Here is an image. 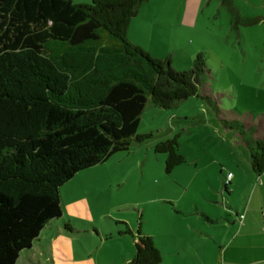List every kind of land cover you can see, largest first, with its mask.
I'll use <instances>...</instances> for the list:
<instances>
[{
	"label": "trees",
	"instance_id": "1",
	"mask_svg": "<svg viewBox=\"0 0 264 264\" xmlns=\"http://www.w3.org/2000/svg\"><path fill=\"white\" fill-rule=\"evenodd\" d=\"M146 1L0 0V264H16L61 216L60 187L76 172L151 136L137 132L148 103L168 109L198 96L202 53L178 71L127 37ZM233 122L259 176L264 131L253 137ZM154 150L165 153L166 172L184 161L178 135ZM127 232L129 264H161L150 235Z\"/></svg>",
	"mask_w": 264,
	"mask_h": 264
},
{
	"label": "rangeland",
	"instance_id": "2",
	"mask_svg": "<svg viewBox=\"0 0 264 264\" xmlns=\"http://www.w3.org/2000/svg\"><path fill=\"white\" fill-rule=\"evenodd\" d=\"M191 1L197 20L191 28L181 27L183 41L177 39L179 47L185 37L191 39V59L180 50L171 67L188 70L196 53L204 55L207 71L198 96L168 109L148 103L137 128L139 134L150 133L148 139L65 182L60 193L69 228L52 220L59 224L43 235L42 243L33 244L34 255L23 257V264H129L134 239L127 230L138 227L151 236L161 264L199 249L209 264L211 244L203 248L200 237L217 225L201 213L226 214L220 203L222 174L240 176V186L229 197L238 203L252 172L233 121L245 124L253 137L264 130V0ZM183 2L169 0L174 17ZM175 135L184 161L166 172L165 153L155 152L154 145Z\"/></svg>",
	"mask_w": 264,
	"mask_h": 264
},
{
	"label": "crops",
	"instance_id": "3",
	"mask_svg": "<svg viewBox=\"0 0 264 264\" xmlns=\"http://www.w3.org/2000/svg\"><path fill=\"white\" fill-rule=\"evenodd\" d=\"M168 3L169 0H148L142 3L137 14L129 21L127 37L151 56L160 59L169 58L172 65V57L180 50L186 51L188 60L191 59L192 41L185 37V45L182 44L179 47L177 39L183 41V34L178 30L181 27L191 28L194 26V22L197 20V7L192 6L191 0H185L174 17L171 12L172 6L169 8ZM144 4L149 5L150 8L148 9ZM167 8L170 9L169 16L165 13ZM184 46H186V50ZM227 173L232 174L228 184L231 185V188L228 189L227 186V193L222 188L220 194L221 207L226 214L201 213L209 223L217 225L215 232L208 230L200 237L204 242L203 248L207 244H211V259L208 258V262L209 264H264V172L259 176H256L253 171L248 173L249 180L241 192L238 203L230 202L229 197L240 186V176L231 171H227ZM226 174H222L223 184ZM54 220L61 222L63 226L66 223L62 213L58 219ZM57 224L59 223L50 221L41 230L38 239L32 243L31 248L24 251L25 253H20L17 262L22 260L23 264L25 262L23 257L31 259L34 255L33 244L35 242L42 243L43 235ZM176 254L178 253L174 255ZM189 254H187L188 256L184 255L180 261L173 260L174 263L171 264L207 263V256L202 253L201 249Z\"/></svg>",
	"mask_w": 264,
	"mask_h": 264
},
{
	"label": "built area",
	"instance_id": "4",
	"mask_svg": "<svg viewBox=\"0 0 264 264\" xmlns=\"http://www.w3.org/2000/svg\"><path fill=\"white\" fill-rule=\"evenodd\" d=\"M231 176H232V174H231V173H227V174H226V177H225V182H226V183H228V182H229V180H230ZM240 217H242V216H240Z\"/></svg>",
	"mask_w": 264,
	"mask_h": 264
}]
</instances>
